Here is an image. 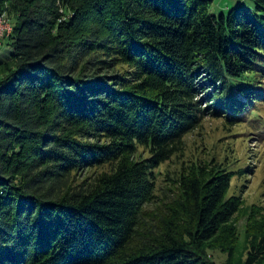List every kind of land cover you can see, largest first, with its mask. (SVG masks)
<instances>
[{"label":"trees","instance_id":"trees-1","mask_svg":"<svg viewBox=\"0 0 264 264\" xmlns=\"http://www.w3.org/2000/svg\"><path fill=\"white\" fill-rule=\"evenodd\" d=\"M212 1L0 0V264H213L239 200L185 140L207 116L263 131L264 0Z\"/></svg>","mask_w":264,"mask_h":264},{"label":"rangeland","instance_id":"rangeland-1","mask_svg":"<svg viewBox=\"0 0 264 264\" xmlns=\"http://www.w3.org/2000/svg\"><path fill=\"white\" fill-rule=\"evenodd\" d=\"M237 4L251 9L254 7L252 0H213L208 10L212 14H227ZM7 20L11 24V19ZM7 41V38H3L0 43V58L9 51ZM241 99L244 100V97ZM258 109L264 118V104L259 105ZM228 127L222 119L207 116L185 140L187 157L194 158L200 154L230 171L232 178L226 196L234 195L239 200L238 210L228 223L204 243L203 255L213 264H264L262 254L253 263L247 262L248 257L252 256L251 246L257 243L261 245L260 238L264 236V129L260 133L255 132L254 123L247 119L239 125ZM139 154H142L141 149L136 156ZM173 166L164 163L159 169L163 172L167 168L173 169ZM104 167L85 168L80 176L92 177ZM158 203L150 205V209L156 211Z\"/></svg>","mask_w":264,"mask_h":264},{"label":"built area","instance_id":"built-area-1","mask_svg":"<svg viewBox=\"0 0 264 264\" xmlns=\"http://www.w3.org/2000/svg\"><path fill=\"white\" fill-rule=\"evenodd\" d=\"M11 30V24L7 20L5 14H0V41L4 37V35L10 33Z\"/></svg>","mask_w":264,"mask_h":264}]
</instances>
